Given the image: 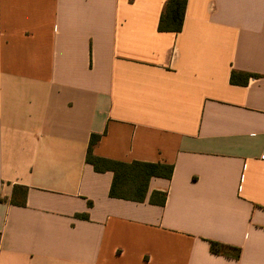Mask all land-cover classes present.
Here are the masks:
<instances>
[{
    "label": "crops",
    "instance_id": "obj_1",
    "mask_svg": "<svg viewBox=\"0 0 264 264\" xmlns=\"http://www.w3.org/2000/svg\"><path fill=\"white\" fill-rule=\"evenodd\" d=\"M167 1L0 0V264H264V0ZM94 135L172 178L111 198Z\"/></svg>",
    "mask_w": 264,
    "mask_h": 264
},
{
    "label": "trees",
    "instance_id": "obj_2",
    "mask_svg": "<svg viewBox=\"0 0 264 264\" xmlns=\"http://www.w3.org/2000/svg\"><path fill=\"white\" fill-rule=\"evenodd\" d=\"M187 0H168L165 4L159 23L160 32L179 33L183 29ZM254 75L249 73L233 72L231 83L234 85H247L249 79ZM100 136L94 135L91 138L87 154V162L93 165L95 171L113 173V182L110 188V197L136 203L146 201L149 184L152 178L171 179L174 173V166L161 163L144 162H120L108 160L93 155L94 147L99 143ZM167 195L161 192H154L151 203L165 205ZM26 205V200L22 203ZM87 218V217H86ZM211 252L228 257L239 259L241 250L237 247L211 241Z\"/></svg>",
    "mask_w": 264,
    "mask_h": 264
}]
</instances>
